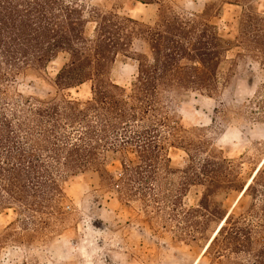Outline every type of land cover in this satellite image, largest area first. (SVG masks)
Masks as SVG:
<instances>
[{
	"label": "trees",
	"instance_id": "1",
	"mask_svg": "<svg viewBox=\"0 0 264 264\" xmlns=\"http://www.w3.org/2000/svg\"><path fill=\"white\" fill-rule=\"evenodd\" d=\"M132 1L158 6L156 16H121L79 0H0V213L14 209L28 219L57 213L63 173L97 175L158 215L169 202L170 219L191 242L212 231L210 241L225 220L205 255L246 253L251 264H264V163L241 196L250 199L242 212L221 211L215 202L242 193L250 179L240 178L237 164L202 130L183 127L174 110L183 93L216 97L228 87L231 74L222 67L231 44L205 13L177 14L163 7L165 0ZM135 42L147 53L133 52ZM63 53L68 61L56 76L58 95L9 94V85ZM120 56L137 64L129 89L112 79ZM86 83L85 102L64 93ZM170 147L187 152L183 170L172 168ZM109 155L121 162L117 180L106 168ZM175 175L178 182L166 192ZM197 186L205 189L199 203L185 207Z\"/></svg>",
	"mask_w": 264,
	"mask_h": 264
},
{
	"label": "rangeland",
	"instance_id": "2",
	"mask_svg": "<svg viewBox=\"0 0 264 264\" xmlns=\"http://www.w3.org/2000/svg\"><path fill=\"white\" fill-rule=\"evenodd\" d=\"M79 1L143 19L154 18L158 9L132 0ZM163 7L177 14L205 13L231 44L222 67L224 74H231L228 87L216 97L183 93L174 110L183 127L202 130L209 143L237 164L240 178L247 182L264 159V0H165ZM88 30L92 34L94 24ZM135 51L147 53V46L135 42ZM67 61L63 53L43 71L21 76L9 85V94L16 98L58 95L56 76ZM136 71L134 61L120 56L112 79L129 89ZM64 93L85 102L91 96V85ZM167 154L175 171L187 166L185 150L170 147ZM106 168L115 180L121 176L118 156L109 155ZM61 176L64 198L57 213L46 210L34 219L20 216L14 209L0 213V264H251L246 253L205 255L212 231L209 237L207 233L189 241L170 219L169 202L158 215L141 201L127 200L117 185L101 183L97 175ZM178 176L170 178L166 192L176 185ZM204 191L201 186L192 187L184 199L185 207H195ZM240 194L231 192L215 203L221 205V211L239 214L250 200L239 198Z\"/></svg>",
	"mask_w": 264,
	"mask_h": 264
},
{
	"label": "bare ground",
	"instance_id": "3",
	"mask_svg": "<svg viewBox=\"0 0 264 264\" xmlns=\"http://www.w3.org/2000/svg\"><path fill=\"white\" fill-rule=\"evenodd\" d=\"M263 163H264V159H263V161L260 163V165L258 166V168L255 170V172H254V174H253V177L255 176V174L257 173V171L259 170V168H261V166L263 165ZM253 177H252V178H253ZM252 178L248 181L247 185L245 186V189L242 191V193L240 194L239 198L244 194V192H245V190L247 189L248 185L250 184ZM253 179H254V178H253ZM224 221H225V220H223V221L219 224V226L217 227V229H216L215 232L213 233V235H212L210 241L207 243L206 247L204 248L203 253H205V252L207 251L208 247L210 246L211 241L217 236V233L219 232V230L221 229V227H222L223 224L225 223ZM197 262H198V261H197ZM197 262H196L195 264H197Z\"/></svg>",
	"mask_w": 264,
	"mask_h": 264
}]
</instances>
